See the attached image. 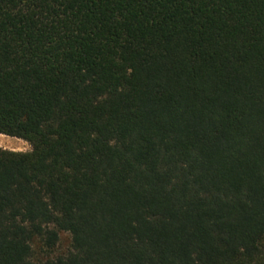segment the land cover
I'll list each match as a JSON object with an SVG mask.
<instances>
[{
	"label": "trees",
	"instance_id": "16d2710c",
	"mask_svg": "<svg viewBox=\"0 0 264 264\" xmlns=\"http://www.w3.org/2000/svg\"><path fill=\"white\" fill-rule=\"evenodd\" d=\"M0 135V264H264V0H0Z\"/></svg>",
	"mask_w": 264,
	"mask_h": 264
},
{
	"label": "rangeland",
	"instance_id": "374dc122",
	"mask_svg": "<svg viewBox=\"0 0 264 264\" xmlns=\"http://www.w3.org/2000/svg\"><path fill=\"white\" fill-rule=\"evenodd\" d=\"M0 147L3 150L16 152V153H29L32 151V147L25 141L8 136L0 135ZM73 251L72 237L69 233H62L56 250L52 257L59 255H67Z\"/></svg>",
	"mask_w": 264,
	"mask_h": 264
}]
</instances>
